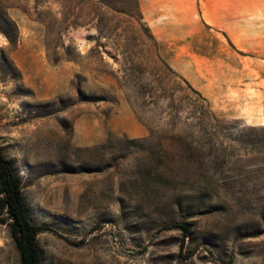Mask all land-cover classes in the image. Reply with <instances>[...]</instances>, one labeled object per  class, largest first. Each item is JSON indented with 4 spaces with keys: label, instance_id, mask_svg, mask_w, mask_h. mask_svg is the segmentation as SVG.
Returning <instances> with one entry per match:
<instances>
[{
    "label": "rangeland",
    "instance_id": "rangeland-1",
    "mask_svg": "<svg viewBox=\"0 0 264 264\" xmlns=\"http://www.w3.org/2000/svg\"><path fill=\"white\" fill-rule=\"evenodd\" d=\"M229 1L0 0V148L42 264H264V1Z\"/></svg>",
    "mask_w": 264,
    "mask_h": 264
},
{
    "label": "trees",
    "instance_id": "trees-1",
    "mask_svg": "<svg viewBox=\"0 0 264 264\" xmlns=\"http://www.w3.org/2000/svg\"><path fill=\"white\" fill-rule=\"evenodd\" d=\"M151 39L153 40L152 37ZM163 64L171 71L166 63L163 62ZM194 92L200 97L198 92ZM0 216L4 217L0 222L8 225L11 238L18 253L19 264H42V253L38 246L37 236L43 230V227L34 225L29 220L24 206L20 183L1 148ZM179 227L185 233H188L189 229L186 224H180Z\"/></svg>",
    "mask_w": 264,
    "mask_h": 264
},
{
    "label": "crops",
    "instance_id": "crops-1",
    "mask_svg": "<svg viewBox=\"0 0 264 264\" xmlns=\"http://www.w3.org/2000/svg\"><path fill=\"white\" fill-rule=\"evenodd\" d=\"M255 1L256 0H254V2ZM257 1H264V0H257ZM229 2L233 4V7H241V6L249 7L250 5H252L254 3L253 0H233V1H229ZM249 3H250V5H248ZM263 6H264V4H263Z\"/></svg>",
    "mask_w": 264,
    "mask_h": 264
}]
</instances>
